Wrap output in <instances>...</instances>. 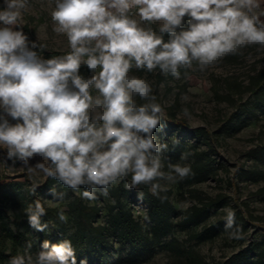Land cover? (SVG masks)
I'll use <instances>...</instances> for the list:
<instances>
[{"label":"clouds","instance_id":"obj_1","mask_svg":"<svg viewBox=\"0 0 264 264\" xmlns=\"http://www.w3.org/2000/svg\"><path fill=\"white\" fill-rule=\"evenodd\" d=\"M28 7L29 0L0 5V166L10 161L30 175L83 189L88 201L108 197L110 186L125 181L138 199L143 186L163 203L168 184L194 175L190 165L169 162L162 170L167 144L153 133L163 128V108L151 83L133 70L179 80L193 62L203 72L246 47L264 48V0H55L53 31L67 37L69 51L45 59L47 46L23 31ZM39 186L33 183L30 194ZM50 192L54 199L66 195ZM25 214L34 231L48 228L40 199ZM58 215L65 221L63 211ZM226 219L231 229L234 212ZM229 235L243 238L239 226ZM32 247L28 240L7 264H77L68 239H45L36 253Z\"/></svg>","mask_w":264,"mask_h":264},{"label":"rangeland","instance_id":"obj_2","mask_svg":"<svg viewBox=\"0 0 264 264\" xmlns=\"http://www.w3.org/2000/svg\"><path fill=\"white\" fill-rule=\"evenodd\" d=\"M2 3L3 0H0V5ZM54 8L55 0H29L22 26L29 25L35 37L47 48L68 52L67 37L53 31L51 12ZM187 19L185 17L182 25L184 28L187 27ZM167 39L165 37V41ZM263 67L264 48L252 45L242 49L239 55L224 57L203 72L193 62L190 69H181L179 80L171 75L165 76L159 70L152 73L133 70L134 74L151 83L156 102L163 108V117L172 122L179 121L178 126H172L167 131V139L160 135V130L154 135L160 142L166 143L167 147L172 140L179 142V150L176 152H168V148L162 150L161 155L166 158L162 170L167 171L169 162L181 166L190 165L197 160L198 154L210 168V173L202 181L189 184L184 179L167 185L172 191L171 200L175 205L173 221L178 225L168 240H180L196 252L195 259L188 260L186 256L158 248L151 257L137 264H222L242 249L255 248L258 244L262 248L255 249L257 254L264 249V164L253 156V150L264 145V92L259 97L249 89L252 77ZM185 108L188 109V116L184 114ZM198 127L203 128L205 134L200 140L190 135V131ZM3 154L0 149V156ZM182 154L186 155V159H181ZM35 162L32 161L33 164ZM47 180L48 177L42 173L30 175L19 164L12 167L10 161L8 166H0V223L14 230L28 232L25 209L34 200L40 199L47 210V214L42 217V222L48 223L44 233L51 236L50 242L59 243L73 230L74 222L68 212V203L76 198L91 205L95 202L83 199L82 191H73L58 182L53 188L57 192L66 193L63 199H54L50 191L43 193L39 189L36 195L30 194L33 183L42 185ZM10 182H20L22 186L14 190L7 187L6 184ZM124 183L119 181L114 186L126 189ZM6 190L11 191L10 198L5 196ZM124 200L130 204V195L126 193ZM214 201L219 207H212L211 213L201 225L182 229L179 224L191 206H202ZM109 204H113L109 197L100 203L103 210L99 223L108 220L106 208ZM133 208L136 218L148 230L151 223L145 219V210L139 206ZM48 209H53L57 215L63 211L65 224H55L49 217ZM229 211L234 212L235 223L231 229H226ZM210 226H216L218 233L206 240L199 239V232ZM236 226L241 229V239L229 235ZM32 236L38 240L36 234ZM37 243L33 253L41 250L42 241L38 240ZM22 252L23 248H19V253ZM125 256L126 252L117 247L109 262L127 264L124 262Z\"/></svg>","mask_w":264,"mask_h":264},{"label":"trees","instance_id":"obj_3","mask_svg":"<svg viewBox=\"0 0 264 264\" xmlns=\"http://www.w3.org/2000/svg\"><path fill=\"white\" fill-rule=\"evenodd\" d=\"M23 31L28 35L30 40L44 45L42 41L35 37L29 25L23 26ZM165 37L167 38L168 35L164 34ZM65 53L67 52L46 47L43 57L47 59ZM81 74L85 77L90 75L89 70L84 65L81 66ZM249 89L259 97L264 92V67L256 76L252 77V81L249 83ZM162 124L163 128H158L153 135L160 130V135L164 139H167V131L172 126H178L179 121L172 122L163 117ZM190 135L194 139L200 140L205 134L203 128L198 127L192 129ZM178 143H176V140L168 142V152L169 150L170 152L178 151ZM253 153V156L264 164V145L255 148ZM199 156L200 154H198L197 160L190 164L194 175L186 178V183L191 184L202 181L210 173L208 163H204ZM55 183L57 181L48 178L37 189L40 192L46 193L53 188ZM6 185L15 190L20 188L22 183L10 182ZM80 191H83V189ZM139 191L143 192L142 200L137 198L136 190L131 191L120 188L119 186H110L108 197L113 201V204H109L106 208L108 211V220L104 223L98 222L103 210L100 203H103L108 197L100 196L92 205L83 202L80 198H76L68 203V212L73 218L74 225L73 230L68 234L66 239L72 242L76 251L77 264H79L80 260H86V264H112L109 261L117 247L121 251L126 252L124 262L127 264H137L139 261L151 257L158 248L186 256L188 260L195 259L194 257L197 256L196 252L187 248L180 240H168L169 236L178 226L173 221L175 205L171 200L172 191L168 189L166 193H160L161 195L167 196V200L163 203L156 196H153L147 187L141 186ZM126 193L130 195V204L124 200ZM5 196L10 198L11 191L6 190ZM134 206H139L145 210L148 217L147 220L151 223L148 230L136 218ZM215 206L219 207L216 201L203 204L202 206H191L184 214L183 220L179 225L182 226V229L201 225L211 213L212 207ZM48 213L50 219L54 220L55 224H65V221H61L53 209H48ZM25 224L28 226V232H23L20 229L14 230L4 225V223H0V264H7L11 256L17 255L19 248H23L28 240L33 241L32 250L34 251L37 249L38 240L42 242L45 239L50 240L51 236H46L48 234L37 232L30 228L28 221ZM217 233L218 228L216 226H210L199 232L197 237L201 240H206L214 237ZM32 234H36L37 241L33 238ZM51 243L54 242L51 241ZM257 248L261 249L262 247L258 244L255 248L242 249L222 264H264V249H262L260 254H257L255 252ZM203 263L206 264V262H200V264Z\"/></svg>","mask_w":264,"mask_h":264}]
</instances>
